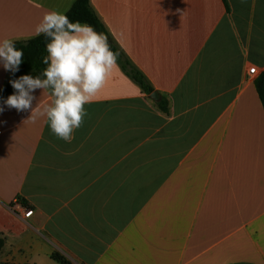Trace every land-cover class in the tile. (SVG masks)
<instances>
[{
  "label": "crops",
  "instance_id": "0c3cea01",
  "mask_svg": "<svg viewBox=\"0 0 264 264\" xmlns=\"http://www.w3.org/2000/svg\"><path fill=\"white\" fill-rule=\"evenodd\" d=\"M74 1L0 0V39L34 38L44 14ZM90 7L160 99L116 66L71 143L44 117L5 108L0 264H58L53 253L69 264H264V111L254 86L264 0ZM9 75L0 68V92ZM34 95L36 109L51 100ZM16 200L29 218L10 211Z\"/></svg>",
  "mask_w": 264,
  "mask_h": 264
},
{
  "label": "clouds",
  "instance_id": "9594fccd",
  "mask_svg": "<svg viewBox=\"0 0 264 264\" xmlns=\"http://www.w3.org/2000/svg\"><path fill=\"white\" fill-rule=\"evenodd\" d=\"M34 34L45 38L46 55L41 63L46 67L39 75L25 74L9 81L14 91L0 103V114L7 107L42 116L57 139L71 143L87 116L85 105L103 89L120 53L112 50L108 36L94 26L70 20L56 10L43 15ZM23 55L14 39H0V68L14 75ZM37 90L51 97L39 109L34 106Z\"/></svg>",
  "mask_w": 264,
  "mask_h": 264
},
{
  "label": "trees",
  "instance_id": "16d2710c",
  "mask_svg": "<svg viewBox=\"0 0 264 264\" xmlns=\"http://www.w3.org/2000/svg\"><path fill=\"white\" fill-rule=\"evenodd\" d=\"M70 20L81 22H86L94 26L97 32H102L108 36L109 43L113 51H118L120 53L117 66L120 71L128 77L140 91L146 95H150L153 92V88L149 85L145 77L139 72L128 60L126 55L114 44L105 26L102 24L100 19L94 13L90 7V0H75L69 10L66 12ZM45 38L43 36L34 37L26 41H16L17 48L23 49L22 63L19 66V71L14 75L10 73L8 82L5 87L0 92V99H5L8 95L13 93V89L9 83L12 78H18L21 75L30 74L33 76L39 75L41 71L46 67L41 63V58L46 55L45 52ZM254 86L256 93L262 105L264 111V72L259 74L254 81ZM158 109L167 114L168 104L165 99L158 102ZM4 240L0 238V251L3 247ZM51 259L58 264H69L65 257L53 253Z\"/></svg>",
  "mask_w": 264,
  "mask_h": 264
},
{
  "label": "built area",
  "instance_id": "2783aa9c",
  "mask_svg": "<svg viewBox=\"0 0 264 264\" xmlns=\"http://www.w3.org/2000/svg\"><path fill=\"white\" fill-rule=\"evenodd\" d=\"M248 75L249 76L256 75V72H255V68L254 67H252V68L249 69ZM1 134H2V132L0 130V135ZM9 209H10V211L17 212V214L22 219L29 218L32 215V213H33L32 210H28L27 208H25L23 206V204H21L18 200L14 201L13 204L9 207Z\"/></svg>",
  "mask_w": 264,
  "mask_h": 264
},
{
  "label": "water",
  "instance_id": "95a60500",
  "mask_svg": "<svg viewBox=\"0 0 264 264\" xmlns=\"http://www.w3.org/2000/svg\"><path fill=\"white\" fill-rule=\"evenodd\" d=\"M12 79H15V78H12ZM11 79V80H12ZM149 98L154 100V101H158L160 99V96L157 92L153 91L150 95H149Z\"/></svg>",
  "mask_w": 264,
  "mask_h": 264
}]
</instances>
